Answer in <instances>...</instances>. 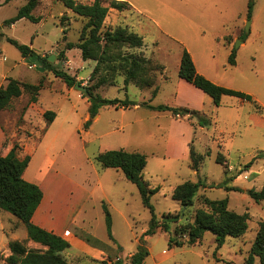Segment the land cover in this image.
<instances>
[{
  "label": "rangeland",
  "instance_id": "1",
  "mask_svg": "<svg viewBox=\"0 0 264 264\" xmlns=\"http://www.w3.org/2000/svg\"><path fill=\"white\" fill-rule=\"evenodd\" d=\"M28 1L0 0L3 32L0 83L5 84L9 78L31 83L43 79L38 103L58 114L56 125L61 126V152L54 158L53 166L61 170V176L53 170L46 182L58 176L61 232L66 228L74 232L73 241L67 239L70 247L64 251L68 263L131 264L130 254L137 252L140 245L148 251L151 246L154 254L176 247L162 228L161 233L145 235L152 212L144 206L137 184L128 180L122 170L105 168L97 160V155L104 150L124 148L147 156L144 179L151 187H160L151 197L159 219L165 213L183 211L172 192L187 180H201L207 187L198 190L194 205L179 223L193 221L196 210L204 206V195L210 199L228 198L230 209L249 214L246 233L241 237L228 236L219 249L215 235L205 232L203 243L195 249L205 252L207 258L203 261L189 253L186 255L189 264H231L229 261L246 264L259 221L264 220V201L257 202L248 193L251 188L260 190L264 186V125L248 117L254 104L241 105L236 96H223L217 106L208 94L202 99L185 88L180 95L177 91L179 81H184L179 76V66L185 48L200 73L217 84L249 93L264 105V0H254L251 19L247 18L250 0H123L128 8H111L105 23L127 27L142 35L144 45L134 51L163 68L155 72L156 83L150 88L141 89L133 83L126 86L123 75L117 77L116 85L100 87L97 91L103 98H129L136 105L127 109L102 106L99 118H93L89 127H85L91 114L89 97H80L83 93L75 86L69 87L53 70L40 71L32 59L25 58L8 40L15 38L30 45L40 55H47L55 68L78 76L87 86L96 62L85 60L78 47H65L67 42L79 40L85 19L62 0H39L33 12L42 16L41 21L25 18L14 26L6 25L5 21ZM63 14L68 18L62 24ZM243 33L247 35L246 40L240 38ZM233 49H236L235 65L229 62ZM61 50H65V58L60 55ZM52 54L55 57L50 59ZM155 87H158L156 96L153 95ZM30 96L25 91L0 111V138L7 136L8 142L13 144L29 135H32V143L38 144L43 138L46 119L39 116L30 124L24 118ZM190 97L200 106L196 109L197 115L174 116L171 111L147 106L149 103L188 107ZM202 118L211 123L202 126ZM188 139L190 146L205 154L199 173L191 168L190 157H179ZM46 141L38 148L28 169V181L29 172L37 171L42 164V147ZM219 151L228 159V172L225 165L216 160ZM104 204L111 213L112 237ZM13 240L27 247L35 245L28 238L26 223L0 207V264H7L5 258L11 254L9 243ZM218 253L222 254L221 260L216 258ZM145 259L143 264L154 262L150 255ZM254 264L261 263L258 260Z\"/></svg>",
  "mask_w": 264,
  "mask_h": 264
},
{
  "label": "trees",
  "instance_id": "2",
  "mask_svg": "<svg viewBox=\"0 0 264 264\" xmlns=\"http://www.w3.org/2000/svg\"><path fill=\"white\" fill-rule=\"evenodd\" d=\"M10 0H6L9 2ZM64 4L79 16L85 19V23L80 31L77 42H67L66 48L78 47L81 49L82 57L87 60H94L95 66L89 76L87 91L82 92L91 101L90 119L86 121L85 127H89L91 120L98 114L102 106L114 108H131L136 105L133 100L126 99H107L103 98L98 89L102 86H114L119 75L124 76L126 86L130 83L135 84L141 89L153 87L156 83L155 72L163 66L154 64L151 59L137 53L134 49H140L144 45V38L139 33L123 26L107 25L106 19L111 8L124 10L128 8V3L123 0H93L92 2H82L80 0H62ZM39 0H29L27 4L19 8L18 12L5 21L6 25H12L22 18H28L33 22H39L42 16H37L33 11L37 8ZM254 8V0L248 3L247 18L251 19ZM67 15L61 17L62 24L67 19ZM0 36L3 32L0 29ZM247 35L242 34L240 38L246 40ZM66 40V36L63 38ZM25 58L32 59L37 57L41 61L45 70H53L61 77L69 87H74L78 78L64 69H58L48 61L47 55H40L30 45L23 44L15 38H8ZM60 55L65 58V50H61ZM229 62L235 65L236 49H233ZM180 78L193 84L210 95L213 102L219 106L223 96L230 95L249 101L254 104L257 112L264 114V107L249 93L236 90L207 78L200 73L196 67L191 53L183 49L180 66ZM80 83L82 81L80 80ZM44 86V80L37 83L22 81L16 78H9L6 85L0 87V111L8 108L12 100L20 97L25 91L31 94L30 102H36L38 95ZM158 87H155L153 95L156 96ZM147 106L154 110L171 111L174 116L197 115L198 110L188 107H173L166 104ZM56 116V112L47 110L44 118L50 124ZM211 121L207 118L200 119V124L206 126ZM20 144L15 143L13 147L3 155H0V207L10 211L13 215L26 223L28 228V238L35 245L27 247L19 240L9 243L11 254L5 258L7 264H69L64 251L70 247L69 241L61 235L49 231L33 222V216L43 199V190L39 184L28 181L24 177V172L29 165L31 157L24 158L18 156ZM257 158V157H256ZM97 160L105 168H117L123 171L128 180L137 184L143 204L152 212L149 228L145 235H154L159 228L169 233V241L176 246L196 245L200 243L205 232L209 231L216 237L217 249L222 247L226 238L241 237L248 229L249 214L236 212L229 207V199H210L203 196L204 206L195 212L193 221L179 223L182 216L186 215L189 207L194 205L195 195L198 190L207 187L201 180L194 182L191 180L178 184L172 197L178 200L183 206V211L179 213H165L159 219L155 213L151 202L153 194L160 190V187H151L144 179V169L147 165L146 154L137 150L108 149L97 155ZM191 168L199 173L205 160V154L196 151L194 145L190 146ZM218 163L225 165L226 172L228 159L221 152L216 157ZM228 189L233 187L227 186ZM249 195L257 202L264 201V186L257 190L251 188ZM106 213L107 227L110 237H112V218L108 207L104 204ZM41 246V247H38ZM149 251L142 245L131 257V264H143ZM256 258L264 264V220L259 221L256 238L250 248L245 260L246 264H254Z\"/></svg>",
  "mask_w": 264,
  "mask_h": 264
},
{
  "label": "crops",
  "instance_id": "3",
  "mask_svg": "<svg viewBox=\"0 0 264 264\" xmlns=\"http://www.w3.org/2000/svg\"><path fill=\"white\" fill-rule=\"evenodd\" d=\"M23 19L25 18L18 20L16 23L22 21ZM16 23L12 24V26H14ZM77 78L78 80L80 79L78 76ZM6 81L8 82V80ZM184 81H179L180 89L179 91H177L178 95H180V92H182V89L185 88L191 91L192 93H194V95L201 97L202 99L207 98L206 97L207 93H205L203 90L195 87L193 84L187 81H186L187 83ZM7 82H5V84L0 83V87H2L3 85H6ZM188 83L191 85H189ZM82 95L83 94H80V97H82ZM190 98L191 100L190 99L187 100L188 101L187 106L191 109H199L198 107L200 106L198 104V101H196L192 97ZM38 100H39V95H38L37 101L30 102L26 110L24 118L30 124H33L34 121H36L39 116L44 118V113L47 110H49L45 108L44 106L39 105ZM238 102L239 104L244 105L246 102H249V101H244L241 98H239ZM260 104L264 107L262 103ZM249 112L250 113L248 117L250 120H253L257 124L264 125V114H260L259 112H257L255 107L253 108V110ZM99 116L100 114L98 113L94 117V120H97ZM57 118H58V114H56L54 120L50 124H47V121L45 122V124H43L44 134L42 136L43 138H40L41 140H39L40 144L39 143L37 144L36 142L34 143L31 142L30 139L32 135L22 138L20 140L21 142L19 143L21 147L18 150V156L21 158H24L25 156L29 155L31 157L29 165L24 172V177L25 179L28 180L27 172H28V169L31 163L36 157L37 150L42 144H44V140H48L46 141L45 145H43L42 147L43 149H42V154H41V161H42L41 166H39L37 171L35 170V171L29 172V177H31L29 181L39 184L43 190V199L33 216V222L49 231H52L58 235L63 236L66 239H70L71 241H73L71 237L73 236L74 232L71 229L66 228L63 232H61V226H60L61 224V189H60L61 185H59V183L57 182L59 178L57 176L55 180H53L54 178H51V180H49L51 182L49 183L46 182L48 181L47 178L49 177V175L53 173V170L55 171L57 175L61 176V170L55 169L53 166V164L55 163L54 158L61 152V144H60L61 126L56 125ZM1 139H2V142H1ZM9 142H8L7 136H4V138H0V155L6 154L13 147L14 144L9 143ZM178 155H180V153ZM179 157H183L186 159L190 157L189 139L186 140L185 147L183 148V151L181 152V155ZM50 183H52V185ZM161 232L162 230L159 228L157 233H161ZM150 236L152 235H149L148 237ZM203 240H204V237L200 243L196 245H192V246L183 245V246L170 247L168 251L166 249H163V251L159 254L158 253L154 254L152 247L149 246L148 247L149 255L154 260L153 264H189V260H187V257H186V255L189 253L195 254L196 256H198L204 261L206 260L205 257L207 258V256H205L206 253L205 252L203 253L202 251L195 249L196 246L201 245L203 243ZM134 253L135 252H132L130 256H132ZM216 258L218 260H221L222 254H219V253L216 254ZM258 260L259 259L256 258L255 262H257ZM229 263L234 264L232 261H229Z\"/></svg>",
  "mask_w": 264,
  "mask_h": 264
},
{
  "label": "water",
  "instance_id": "4",
  "mask_svg": "<svg viewBox=\"0 0 264 264\" xmlns=\"http://www.w3.org/2000/svg\"><path fill=\"white\" fill-rule=\"evenodd\" d=\"M250 28L248 27L247 31L249 32ZM239 41V40H238ZM240 43H243V41L240 40ZM51 57H55L54 54H52L50 56V59H52ZM33 61L35 62V64L38 66V69L40 71H44V68L42 67V63L41 61L37 60V57L33 58ZM76 89L80 90L81 92H86L87 91V86L83 85L82 83H80V80H78L75 84Z\"/></svg>",
  "mask_w": 264,
  "mask_h": 264
},
{
  "label": "built area",
  "instance_id": "5",
  "mask_svg": "<svg viewBox=\"0 0 264 264\" xmlns=\"http://www.w3.org/2000/svg\"><path fill=\"white\" fill-rule=\"evenodd\" d=\"M34 65L32 64V65H30V67L32 68ZM68 232V231H67Z\"/></svg>",
  "mask_w": 264,
  "mask_h": 264
}]
</instances>
